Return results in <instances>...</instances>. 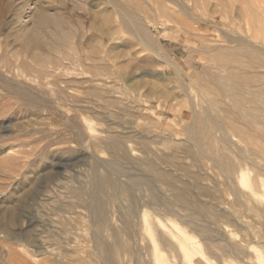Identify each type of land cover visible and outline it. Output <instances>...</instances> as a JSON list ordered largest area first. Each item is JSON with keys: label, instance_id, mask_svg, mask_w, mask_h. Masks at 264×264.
<instances>
[{"label": "rangeland", "instance_id": "374dc122", "mask_svg": "<svg viewBox=\"0 0 264 264\" xmlns=\"http://www.w3.org/2000/svg\"><path fill=\"white\" fill-rule=\"evenodd\" d=\"M177 1L179 8L181 5L184 7L183 11L175 13L176 18L167 25L165 32L160 25H150L146 29L149 37L146 34L140 37L136 32L121 27L122 13H139L150 9L144 0H88L82 9L75 8L76 17L72 22L79 25L76 20L82 18L83 22L79 25L82 27L77 26L83 29L74 35H83L85 32L86 39L91 37V45L94 44L96 50H107L112 61L109 63L104 59L101 62L98 59V69H94V75L88 77L83 75L86 73H81L83 71L74 70L77 53L71 46L77 42L76 36L63 46L65 52L71 55L69 60L62 62L65 69L60 72L64 74L60 80L63 84H43L40 88L32 77L31 80L16 76L15 73L12 77L3 76V68L16 58L13 59V56L19 48L21 34H33L37 30L40 34L45 32V28L36 24L35 17L45 13L64 14L73 7L72 1L66 0L67 10L62 11L58 0H0V58L3 60L0 62V211H5L13 204L18 205L13 202L19 200V210L26 220L35 221L37 218L31 227L24 225L25 230L32 234L29 237L31 243H15L0 233V264H37L39 261L44 264H185L181 260L183 252L180 244L172 233H184L188 246H195L203 252L205 264H264V219L258 214L264 210V164L244 167L251 179L252 189L254 192L259 190L255 193L261 196L260 203L250 200L248 192L252 191L251 188L240 186L238 188L242 194H233L232 184L212 162L204 161L203 168H199L198 163L193 162L195 150L185 141L189 125L195 117H204V111L211 108V105L213 108L218 107L215 111L223 120L244 125L239 116L232 118L226 110L216 105L219 93L224 87L227 90L226 87L232 82L222 78L229 74L230 70L226 71L228 67L226 70L217 69L215 62L220 54L224 56L220 58L231 61L233 67L245 65V58L235 56L240 42L247 41L245 36L258 37L259 43L264 44V0ZM92 3L96 4L95 8L91 6ZM94 9L95 26H102L109 31V39L104 47L101 46L104 42L97 37L98 33L93 30L91 32L88 24ZM241 32L245 34L244 37ZM93 34L95 40L92 39ZM238 34H242L240 38ZM86 42L84 39L83 43ZM212 48L215 50L211 51ZM89 50L84 48L85 52ZM84 51L79 55L82 60L86 56ZM53 56V60L59 58V54ZM50 57L41 69L54 72L58 63L53 65ZM26 61L31 68H39L32 59ZM105 61L107 68L104 66ZM100 64L106 68V77L100 75L101 71L105 73ZM203 64L204 67H201ZM30 67L27 70H31ZM260 71L264 72L263 69ZM200 73L204 75L199 76ZM91 78L94 85L90 83ZM100 79L108 85H100ZM198 81H202V84ZM88 82L91 86H88ZM60 89L64 90L62 94ZM202 91L206 94L204 98V94H198ZM226 97L225 103L229 104L231 100ZM91 126L95 132H89ZM109 128L115 134L126 136L128 147L136 150L135 155L129 156L127 161L118 160L117 165L125 166L123 169L129 173L153 180L159 188L160 205L153 207L147 204L148 197L143 191L145 187L141 193L132 186L131 199L125 200L117 195L108 209V216L102 209L111 224L109 231H106V227L100 229V224L92 228L90 218L81 207L76 214H70L68 210L73 205L81 206L85 202L84 191L92 164L104 165L99 170L96 168L99 175H105L113 171L112 167L115 168V165L108 166L112 157L103 147V141L109 136L104 131ZM232 142L239 143L235 138H232ZM142 151L149 154L145 155ZM158 154L171 156V161L177 165L172 166L171 170L178 177L180 187H184L190 179L179 172L178 165H182L180 162L183 166L187 165L185 167L189 171L202 172L205 194L201 198L212 203L223 214V223L214 226L224 236L223 241L215 242L212 246L206 245L204 232L185 218V212L175 207L169 211L166 207L167 201L175 203L172 194L167 195L166 187L156 182L148 168L138 164L139 159L146 156L153 158ZM61 174H66L64 176L67 179H62ZM69 174L75 175L76 181L70 179ZM112 178L128 182L120 175H112ZM60 180L64 187L55 193L53 188ZM192 186L198 191L197 186ZM38 191L40 195L36 200L35 193ZM28 195L33 198H28ZM99 198L102 201L107 199L104 195ZM132 203L135 210L130 207ZM126 208L129 216L136 219V225L131 223V227L139 238L144 237L143 240L138 238V246L129 238V230L118 220L119 212L127 218ZM146 218L151 223L156 220L158 226L152 224L151 231H145ZM17 229L9 231L15 232ZM158 231L174 247H164L155 236ZM119 241L123 243L120 244L121 248L117 246ZM37 243L56 257L49 253H37L40 258H33L39 248ZM234 247L244 248L243 253H236Z\"/></svg>", "mask_w": 264, "mask_h": 264}, {"label": "bare ground", "instance_id": "6f19581e", "mask_svg": "<svg viewBox=\"0 0 264 264\" xmlns=\"http://www.w3.org/2000/svg\"><path fill=\"white\" fill-rule=\"evenodd\" d=\"M69 1H72L73 7L68 12H66L64 14H62V13H56V14L48 13L47 14V13L43 12L45 14H43L42 16L38 15L37 17H35L36 24L38 26H40V28H41V26L43 28H45V30H44L45 32L42 30V32H44L45 34L42 32L41 33L44 35L40 34V32L38 30L35 32L32 30L34 32L33 34H31L30 32H29V34L27 32L24 34H21V40L18 44L19 48L15 51L17 53H15L13 56V59L15 57L16 58L14 60H11V62L6 63L5 67L3 66L4 67L3 68L4 75H3V72L1 69L3 76L12 77V74L15 73L16 76H19V77L23 76V78L25 77L27 79H29V78L31 79V77H32V78H34L33 80L38 84V86L40 88L43 87V84H52V85H56V86H59V85L61 86L63 83H62V80H60V77L63 73L60 74V72L61 71L63 72V70L65 69L62 62L69 60L71 57V55L68 52H65V48L63 46L69 44V41L71 39H75L76 36H77L78 40L76 39L77 42L71 46V49L76 50V53H77L76 54L77 56L75 57L76 58L75 59L76 66H75L74 70L83 71L81 73H86L87 75H85V74H83V75L88 77V75H90L96 71V70L94 71V69H98L99 66H97V65L100 62L99 61L98 63H96V61L98 59L99 60L101 59V62H102V60L104 61V59H105L106 61H109V63H111L112 59L107 54V50H105V51L102 49L96 50L95 49L96 47L94 46V44L91 45V42H90L91 37L86 39V37L84 35L85 32L83 33V35H79V34H78L79 36L76 34L74 35V33H78V31H80V30L82 31V29H83V28L82 29L79 28V27H82V25L79 26L83 22V21L81 22L82 18L80 20L74 19V20L78 21L79 25L76 22H75L76 25L73 24L74 22H72V19L74 18L75 14H76L75 8L82 9V7L87 3L88 0H69ZM94 1L95 0H93V2ZM144 1L150 6L149 10H143V11H140L139 13L130 12V14L127 12H124L121 15L122 16L121 17L122 18L121 19V27H125L131 31L136 32L140 37L144 34L148 35L146 32V29L149 28L150 25H153V26L160 25L161 28H163L164 32H165L167 25L170 24V22H172L176 18L175 13L184 9V7H182V5L180 8L177 6L179 3V1H177V0H161V1L144 0ZM253 1H255V0H253ZM58 2L60 3L59 6H61L62 11L67 10L66 0H58ZM233 4H235V3L233 2ZM250 5H252V4H250ZM91 6H93L95 8L96 4L92 3ZM41 10H44V9H41ZM38 11H39V9H38ZM41 13L42 12H40L39 14H41ZM90 14H91V16L89 18L90 23L88 22L89 26L91 27L90 31L92 32V30H93L96 33H98L97 37H100V41L104 42V44L101 43V46L104 47L106 45V40L109 39V31H108V29L103 28L102 26H98V27L95 26V23L93 22L94 19L96 18L95 9L93 11H91ZM104 15H106V14H104ZM240 17H242V16L240 15ZM87 19H88V17H87ZM74 31H77V32H74ZM81 31H80V33H81ZM238 33H240V32L238 31ZM235 34L237 35V33H235ZM242 34H240V35H242ZM240 35L238 36L239 38L241 37ZM244 35L245 34H243V37H244ZM148 37H149V35H148ZM245 37H246L247 41L243 42V41H241L242 39L239 40L241 42H240V45L238 46V49L235 52L236 57L245 58V65L239 64L237 68H236V65L233 67V65H232L233 63L231 61L225 59V58H220L221 56H223L220 54H219L220 57L219 58L217 57L218 58V60H216L217 63L215 62L217 69H220V68L221 69H225V68L227 69V67H228V70H226V69L225 70L226 71L230 70L229 74L227 76H222V78L228 79V80L230 79L229 81L232 82L231 83L232 85L229 84L231 86L228 85V87H226L227 90L224 87V90L219 93V95H218L219 97L217 96L216 101H215L216 105H219V106H221V109L226 110V112L232 118H234L235 116L236 117L239 116L241 119H243L244 125H241V124L237 125L234 121L228 122V120L227 121L223 120V118L221 116H219L217 114V112L215 111V109L218 107L216 106V108H213V105H211L212 106L211 108L204 111V117L202 115L195 117V119L189 125V127L187 126L188 127L187 132H186V138L187 139H185V141L187 143H189L193 147V149L195 150L196 155L193 158L194 159L193 162H197L199 168L200 167L203 168V162L204 161L212 162L213 165L219 169L221 175L225 179H227L228 182L230 181V183L232 184L233 194H235L236 196L237 195L239 196L240 194H242L241 189H239L240 186L252 189L251 179H250L248 173L246 171H244V167L248 166V165L255 166L256 164L257 165L258 164H264V72L260 71V69L264 70V44H262V42L259 43L258 37L257 38L256 37H254V38L250 37L249 38V36H245ZM231 38H233V37H231ZM84 39L87 40V42L85 44L83 43ZM92 39L95 40V34H93ZM144 39H143V41H144ZM263 40H264V38H263ZM231 41H233V40L231 39ZM85 47H87L88 49L90 48V50L88 52H85L84 51ZM202 47H204V46H202ZM8 48H10V47H8ZM1 50H2V48H1ZM13 50H14V48H13ZM82 50L86 53L85 59H83V60L80 59V57H79V55H81V53H82L81 52ZM214 50H213V48L211 49V51H214ZM201 51H204V50H201ZM206 51L208 52L207 49H206ZM220 51H222V50H220ZM205 52H203V53H205ZM218 53L222 54V52H219V51H218ZM228 53L230 54V52H228ZM0 54H1V52H0ZM31 54H32V56L30 57ZM54 54H59V58L53 60ZM21 55L23 58H21ZM50 55H52V56L50 57ZM48 56L51 59L50 61H52V63L54 62L53 65L58 63L57 68H55L54 72H47V71L41 69L42 66L44 64H46V62L49 60ZM30 58L33 61H35V63L39 66V68H31L30 65H28L26 60H28V59L31 60ZM204 58H205V56H204ZM207 60H209V59H207ZM106 61L104 64L105 67H106ZM0 62H3V60L1 58H0ZM35 63H33V65H35ZM102 64H100V65H102ZM211 64H212V62H211ZM53 65H51V66H53ZM104 66L102 68L105 71V69L107 67L105 68ZM28 67H30L31 70H27ZM201 67H204V64ZM205 67H206V65H205ZM175 69H176V67H175ZM67 71H68V69H67ZM176 71H178V70H176ZM200 71H202V70H200ZM200 71H198V72H200ZM203 71H205V70H203ZM219 71H221V70H219ZM97 72H98V70H97ZM102 72L103 71H101L100 75L105 76L106 71H105V73L103 72L104 74ZM180 72H181V70H180ZM195 72L197 73V71H195ZM193 74H195V73L193 72ZM92 75H94V74H92ZM197 75H198V73H197ZM203 75L204 74H201V73L199 74V76H203ZM98 76H99V74H98ZM91 79L92 80H90V83L92 85V83L94 81H93V78H91ZM195 79H198V78H195ZM199 79H201V77ZM223 79H220V80H223ZM100 82H101L100 85H102L103 87L105 85H108V84L104 83V80L100 79ZM207 82L211 83L209 80H207ZM74 83H76V82H74ZM90 83L88 82V86H91ZM115 83H116V81H115ZM199 83L202 84V81ZM79 84H81V83L79 82ZM94 84L95 83H93V85ZM113 85H114V83H113ZM194 85H195V83H194ZM110 86H111V84H110ZM204 86H206V85H204ZM60 88H62V87H60ZM197 89H199V88H197ZM60 90H59V92H60V94H62V91H64V90H61V91ZM212 90H213V88H212ZM211 92L213 94V91H211ZM214 92H216V91H214ZM198 94L202 95L204 93L202 91L201 93L199 92ZM205 95L206 94L203 95V98L206 97ZM225 97L229 98L231 100V102L229 104L225 103ZM74 100H75V98H74ZM81 101H83V100H81ZM87 103H88V101H87ZM88 130L91 133L95 132L93 126L89 127ZM104 132L109 134V136L107 137V139H105V141H103V145H104L103 147L110 153V155L112 157L110 160V163H108V166H109V164L111 166L115 165V168L112 167L113 171L110 170L105 175H99L96 172L97 171L96 168L99 170L100 168H104V165L101 163L92 164L90 167V170L88 172V176H87L88 182L85 186V191H84L85 202L81 206L80 205L79 206H74V205L71 206V208H70V210H68V212L70 214H76L77 212H80V210L78 211V209H79V207H81V209L86 213V216H88L90 218V220L92 222L90 226L92 228H93V226H95V225L98 226L100 224L101 230L106 227L107 228L106 231H109L111 224L106 220V218H107L106 216L109 215L108 209L110 208V205L114 203V198H116L117 195H119L120 197H123L125 200H128V199H131V197H132L131 196V192L133 190V189H131L132 186L135 187V190L137 192L141 191V193H142V189L145 187L146 190H143V191H145V195L148 197V199L146 201L147 204H150L153 207H156V206L160 205V200L158 197L159 196L158 195L159 188L155 185L153 180H151L150 178L148 179V178L141 177L139 174L137 175V174L129 173L126 171V169H123L125 166L119 167L117 165L118 160L121 159V160L127 161L129 156L135 155V153H136V150L134 148L128 147L129 140L127 139V137L121 136L120 134H115L114 131L111 130V128H109L108 130H106ZM86 134H87V136H90L89 133H86ZM232 138L238 139L239 143H237V144L233 143ZM137 143L140 144L139 142H137ZM142 149H144V147ZM142 152L145 155L149 154V152H147V151H142ZM189 156H191V155L189 154ZM185 158H188V157L186 156ZM190 158H192V157H190ZM138 164L142 167L148 168L150 170V172L153 174V177L156 180V182H159L166 187L165 192L167 195L172 194L173 198L175 199V203L172 204V203H169L168 201L165 203L166 207L169 209V211L174 210L176 208L180 212L181 211L185 212L186 217L185 216L184 217L186 219H189L192 225H194L195 227H197L198 229H200L201 231L204 232L206 245L212 246L215 242H221L224 240V238H223L224 236H222L221 233L218 230H216V228L214 227V226L218 227V225H221L223 223V218H224L223 214L221 213L220 210H217L216 206H214L212 203L206 202V201L202 200V198H201L202 195L205 194V187L203 186V180L205 178L201 175V173H202L201 171H197V172L189 171L185 167V166H187V165H185L186 163L184 164L185 166H183V163L180 162L179 164H182V165H178V167H180V169H178L179 172H181V174L183 176H188L190 178L185 182L184 187H182V186L180 187V186H178V177L175 176V174L172 171L173 170L172 166H177V165L171 161L170 155H164V154L159 155L158 154V155H154L153 158L146 156L143 159H139ZM115 171H117V172H115ZM64 175H66V174H64ZM64 175L61 174L60 176L62 177V179H67ZM112 175L123 176L128 180V182L127 183L122 182L118 178L113 179ZM145 176H147V175L145 174ZM69 177H71L70 179H73V180L76 179L75 175H70ZM59 179H61V178H59ZM236 180H237V183H236ZM236 184H237V186H236ZM258 184H259V182H258ZM192 185L197 186L198 191ZM54 187L55 188H53V191H55V193H56V191L60 192V189L64 187L63 181L60 180L59 183H56ZM255 192H259V190L255 191ZM255 192L253 189L251 192H248V196L250 197V200H252V201L255 200V202L261 203V201L259 200V198L261 196L260 197L256 196ZM260 193H262V192L260 191ZM39 195H40L39 191L37 193H35L36 200L39 197ZM101 195H104L107 198L106 201L100 200L99 196H101ZM257 195H259V194H257ZM28 198H33V196L29 197V195H28ZM20 199H22V198H20ZM237 199H239V198H237ZM47 201H48V199H47ZM16 202L18 203V205L13 204L11 207L6 209L5 211H0V233H4L5 237H7L8 239H13L15 241V243H21L22 241H25V243H31L29 237L32 234H29L25 230L24 225L31 227V225H33V223L37 221L36 220L37 218L35 219V221L33 219L26 220V218L21 214V212H20L21 210H19V204H20L19 202H21V201L16 200L13 203H16ZM262 202H264V200ZM147 204H145V205H147ZM38 205H40V203ZM231 206H232V204H231ZM130 207L133 210L136 209L135 205H133V203L131 204ZM130 207H129V209H130ZM236 208H237V206H236ZM102 209L105 210L106 216H104V212L102 211ZM126 209H127V218H129V220L127 218L126 219L124 218L125 215H123L122 212H119L118 220L120 221V223L123 226H125V229L129 230V232H127L129 235V238L134 241L135 246H138L139 239L143 240L144 237L141 236V238H139V236L137 235V232H135V230L131 227V225H130L131 223L133 225H136L135 224L136 219L134 220L135 217L131 218L129 216L130 214H129L128 208H126ZM134 214H135V211H134ZM258 214L261 215L262 218L264 219V210L262 213H258ZM38 221H39V219H38ZM152 224H156L155 226H158L156 223V220H154L151 223L148 220V218H146L145 219V225H146L145 231L146 230L151 231ZM16 227H18V229L15 232L9 231V230L12 231ZM172 234H173V237L176 238L180 244V248L183 252V256H182L183 258H181V260L184 261L185 264H205L203 252L199 251V249L196 248L195 246L189 247L188 246V244H189L188 240L185 239L186 237L184 236V233H179L178 235H176L175 233H172ZM39 236H40V234H39ZM155 236L158 238V241L164 245V247L165 246L174 247L173 243H170L168 238L166 239L165 237H163V235L160 234L159 231L156 233ZM120 244L122 245L123 243L120 241L117 242V246H119L121 248ZM38 245H39V248L36 249V252L34 254L35 256H33V258L39 257L38 254L42 255V253H45V254L49 253V254L56 257V255H54V253H50L45 248H42L40 243ZM23 248L25 249L24 251H26V253L29 252L26 250L25 246H23ZM243 249H238V248L236 249L235 248V250H233V251H235L236 253H240V252L243 253V251H242ZM106 252L109 253L108 251H106ZM27 254H29V253H27ZM240 255H242V254H240ZM95 257H96V255H95ZM97 258H98V256H97ZM36 260H37V258H36ZM39 263L44 264L43 261H39ZM39 263L37 262V264H39ZM92 263H94V262H92Z\"/></svg>", "mask_w": 264, "mask_h": 264}]
</instances>
